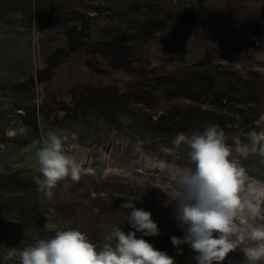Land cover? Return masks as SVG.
<instances>
[{"label":"rangeland","instance_id":"obj_1","mask_svg":"<svg viewBox=\"0 0 264 264\" xmlns=\"http://www.w3.org/2000/svg\"><path fill=\"white\" fill-rule=\"evenodd\" d=\"M83 1L91 8L99 7V11L87 10L81 22L74 20L70 24L77 25L88 36L85 40L93 44L111 40L128 30L140 16H148L151 8L159 10V14L165 12L162 17L169 12L170 17L147 36L128 38L106 53L92 54L85 49L57 61L46 74L38 76L37 72L47 66V59L61 44L64 29L57 25L38 28L34 0L31 3L0 0V131L7 138L25 130L15 121L11 93L5 88L32 74L35 93L29 102L37 108L42 129L41 138L17 151H11V145H0V168L8 166L23 173L26 184L21 186L20 194L29 198L28 205L22 209L3 207L0 201V264H19L15 258L7 259L9 248L23 249L37 240L52 238L55 230L79 229L98 247L108 242L113 227H120L126 233L135 231L127 220L132 208H121L130 197L134 198L132 203L136 208L152 213L160 230L159 235L152 236L137 231V238L167 252L174 257L175 264H197V253L189 243L174 246L171 241L172 236L183 239L186 235L171 198L174 189L171 174L192 166L188 149L186 145L176 148L172 143L176 134L156 130L154 123L175 104L214 110L212 96L174 97L175 94L172 96L158 86L159 97L149 108L136 103L135 96L131 97L129 104L133 111L150 119V123L143 122L142 128L149 136L148 141L121 122H111L94 112L70 114L66 121L57 122L58 127L51 122L52 117L57 116L54 114L57 103L69 102L73 90L78 94L88 88L112 86L122 92L130 86L132 91H138L140 84L210 67L221 74H236L246 82L245 92L250 82L263 92L257 100L242 96L227 104L229 101L224 98L217 109L232 121L226 139L234 142L239 137L242 143H247L250 132L264 133V0ZM181 11L189 16L182 20L173 18L175 12ZM159 14L152 17L159 18ZM41 106L44 114L50 112L48 123L39 115ZM58 114L60 120L63 114ZM73 119L77 127H67ZM50 133L61 137L64 152L82 162L84 172L77 182L70 178L59 182L48 199L38 190L34 178L39 176L38 153L48 142ZM233 158L246 169L244 195L258 197L264 208V174L261 173L264 158L258 154ZM155 183L161 188L154 186ZM46 217L56 226L55 230L45 227ZM242 247L230 252L223 264H246Z\"/></svg>","mask_w":264,"mask_h":264},{"label":"clouds","instance_id":"obj_2","mask_svg":"<svg viewBox=\"0 0 264 264\" xmlns=\"http://www.w3.org/2000/svg\"><path fill=\"white\" fill-rule=\"evenodd\" d=\"M262 141L264 133L253 131L248 134L247 143L236 137L230 145L223 129L214 124L190 136L177 133L173 139L176 148L187 146L192 166L171 174V198L177 217L186 228L183 239L172 236L171 241L174 246L189 243L197 253V264H223L228 254L241 245L246 264L264 261V208L258 197L244 195L246 169L233 158L249 154L264 158ZM37 162L39 176L34 180L48 199L59 182L69 178L77 182L84 172L82 162L64 152L61 137L54 133L49 134L48 142L39 151ZM153 185L161 188L158 183ZM133 199L130 197L121 208H132L127 220L135 231L126 233L113 227L108 242L98 247L79 229L55 230L56 226L46 217L45 227L55 230L54 236L23 249L9 248L7 259L15 258L19 264H175L167 252L137 238V231L152 236L159 235L160 230L152 213L136 208Z\"/></svg>","mask_w":264,"mask_h":264},{"label":"trees","instance_id":"obj_3","mask_svg":"<svg viewBox=\"0 0 264 264\" xmlns=\"http://www.w3.org/2000/svg\"><path fill=\"white\" fill-rule=\"evenodd\" d=\"M17 2H29L32 0H9ZM37 5L36 8V23L38 28L40 26L53 27L55 25L61 26L63 30V39L61 44L58 45L53 53L47 59V66L37 72L38 76L46 74L50 67L67 56L76 54L82 51L89 50L90 53L95 54L99 52L106 53L110 51L116 44H124V40L128 38L139 39V36H147L148 34L156 31L159 27L163 26L165 19L170 17L167 12L166 16L162 17L165 12L154 10L153 8L147 11L148 16H140L141 18L135 20L134 24L129 26L128 30L123 31L111 40L103 41L101 43L89 42L85 40L88 36H84L82 31L77 25H71V21H82V14L87 10L99 11V7L85 4L83 0H34ZM78 1V2H77ZM47 3V6L42 4ZM75 3H78L76 5ZM41 4L42 6H40ZM78 6V8H77ZM144 10L145 7H142ZM141 10L140 8L137 9ZM191 11V10H190ZM153 14H159V18L152 17ZM173 18L179 20L189 16L188 13L181 11L175 12ZM110 19L111 16H108ZM137 21V22H136ZM128 50V47H125ZM139 75L145 76L143 73ZM34 76H26L23 81H17L5 89H9L12 97V107L16 114L15 121L21 123L24 127L22 133H16L11 137L5 136V133L0 131V145H11V151H17L33 141L38 140L42 136V129L39 126L38 113L34 104L29 101L34 98ZM154 83L140 84L138 91H132L130 86L127 90L119 92L118 89L112 86H103L99 88H88L80 91L78 94L71 92L70 100L60 101L54 110L57 116L52 117V121L56 123L57 127L60 124L57 122H64L68 119L70 114L76 115L81 112L82 114L96 113L105 119L112 121H119L124 124L128 129L140 135L143 140H150L142 128L143 122L150 123L149 117L145 118L138 116L130 107L129 102L131 97L135 96L136 103L142 104L145 108L153 106L156 93L159 91L158 86L166 89L172 93V96L185 95L183 97L194 99L198 97L212 96L211 103L215 106L214 110H203L194 106L180 107L179 105H172L171 108L161 114L154 123V129L164 131L165 133H185L192 135L194 133L202 132L208 125H217L225 132V140L228 144H233L231 140H227L226 133L230 130L232 121L226 115L218 112L219 105L225 98L229 101L227 104L232 103L237 98L248 96L250 99L257 100L262 97V90L253 82L248 85V91L245 92L244 80L240 79L236 74L228 72L219 73L215 68H206L198 72H185L179 74H170L162 79L155 80ZM131 82H128V84ZM134 85V84H133ZM30 91L32 94H28ZM171 95V94H170ZM178 97V96H177ZM39 115L47 123L50 122V112L46 111L44 114L43 107L39 109ZM58 113L63 114L58 118ZM47 114V115H46ZM75 117V116H74ZM73 118V117H72ZM53 124V123H52ZM76 121L73 119L67 127L76 128ZM48 131V130H46ZM9 142V143H8ZM107 154H105L106 156ZM264 174V170L261 171ZM26 178L20 170L12 167L0 168V201L4 206L11 208H26L29 203V198L25 194H20L21 186L26 184ZM13 192L10 195H5L6 192ZM69 206V204L65 205ZM165 250V248H164ZM168 251V250H167Z\"/></svg>","mask_w":264,"mask_h":264}]
</instances>
